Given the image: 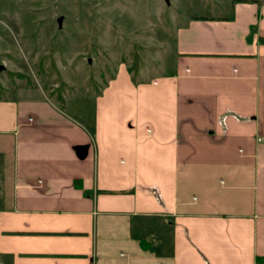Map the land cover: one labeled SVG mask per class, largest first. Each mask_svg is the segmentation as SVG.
<instances>
[{"label":"crops","instance_id":"obj_1","mask_svg":"<svg viewBox=\"0 0 264 264\" xmlns=\"http://www.w3.org/2000/svg\"><path fill=\"white\" fill-rule=\"evenodd\" d=\"M238 1L167 31L158 72L121 63L93 109L6 87L3 264L264 263V1Z\"/></svg>","mask_w":264,"mask_h":264},{"label":"rangeland","instance_id":"obj_2","mask_svg":"<svg viewBox=\"0 0 264 264\" xmlns=\"http://www.w3.org/2000/svg\"><path fill=\"white\" fill-rule=\"evenodd\" d=\"M237 3L0 0V88L6 95V87L35 85L58 104L67 97L68 109H93L121 63L139 59L144 72H158L168 59L167 31L190 16L227 15Z\"/></svg>","mask_w":264,"mask_h":264},{"label":"trees","instance_id":"obj_3","mask_svg":"<svg viewBox=\"0 0 264 264\" xmlns=\"http://www.w3.org/2000/svg\"><path fill=\"white\" fill-rule=\"evenodd\" d=\"M139 59H137V61H135L134 62V64L130 67L132 70H138V68H139ZM1 87V86H0ZM3 94H4V92H3V90L0 88V97H2L3 96Z\"/></svg>","mask_w":264,"mask_h":264},{"label":"water","instance_id":"obj_4","mask_svg":"<svg viewBox=\"0 0 264 264\" xmlns=\"http://www.w3.org/2000/svg\"><path fill=\"white\" fill-rule=\"evenodd\" d=\"M61 21V19H59V22ZM4 68V65L0 64V70H2Z\"/></svg>","mask_w":264,"mask_h":264},{"label":"built area","instance_id":"obj_5","mask_svg":"<svg viewBox=\"0 0 264 264\" xmlns=\"http://www.w3.org/2000/svg\"><path fill=\"white\" fill-rule=\"evenodd\" d=\"M264 264V263H263Z\"/></svg>","mask_w":264,"mask_h":264}]
</instances>
